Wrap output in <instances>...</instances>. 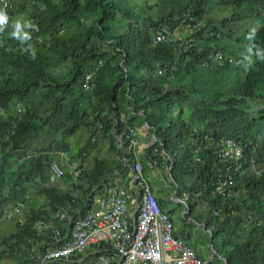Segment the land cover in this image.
Instances as JSON below:
<instances>
[{
    "label": "trees",
    "instance_id": "16d2710c",
    "mask_svg": "<svg viewBox=\"0 0 264 264\" xmlns=\"http://www.w3.org/2000/svg\"><path fill=\"white\" fill-rule=\"evenodd\" d=\"M152 2H9L14 16L0 23V220L9 205L25 207L24 220L15 222L18 233L0 237V259L10 255L16 264L27 263L20 234L33 237L28 223L67 201L87 210L102 183L113 177L126 184L135 157L121 132L143 118L156 141L142 160L153 158L154 148L163 151L177 193L187 192L183 217L190 224L180 237L190 241L191 224L202 223L222 264H264V168L252 169L264 165V137L258 133L264 122V30L236 32L231 25L245 17L261 19L264 0ZM214 5L229 8V16L206 18L205 10ZM201 16L204 22L192 26ZM184 22L192 26L182 39L186 44L152 43L161 28L174 30ZM64 60L70 71L60 77L52 64ZM235 64L244 74L223 93L192 85L194 92L173 82L178 76L192 81L197 73L218 77ZM185 105L188 113L172 114ZM81 128L85 139L61 150L69 152L70 161L78 160L84 183L73 182L65 171L64 187L51 184L50 165L61 161L45 140L73 137ZM34 138L42 144L33 147ZM223 138L242 146L236 163L218 157L216 143ZM101 142L108 143L106 155L92 158ZM89 158L92 165L86 166ZM228 166L232 180L218 190ZM199 200L206 209L197 208Z\"/></svg>",
    "mask_w": 264,
    "mask_h": 264
},
{
    "label": "built area",
    "instance_id": "2783aa9c",
    "mask_svg": "<svg viewBox=\"0 0 264 264\" xmlns=\"http://www.w3.org/2000/svg\"><path fill=\"white\" fill-rule=\"evenodd\" d=\"M0 23L13 18L8 10L10 3L0 0ZM15 18V17H14ZM204 16L194 20L192 26L204 22ZM184 22L174 30L161 28L152 36V43L186 44L179 35V30L192 28ZM174 74L170 76L173 79ZM90 75L85 78V88H89ZM17 109L22 107L17 105ZM124 122V115H120ZM144 127L142 135L149 134V126ZM136 127L124 129L129 139V148L134 150V159L128 166V181L126 184L107 181L102 183L92 198L87 210L79 209L73 203H63L51 210L47 217L38 218L29 224L33 237L20 234L25 243L24 250L33 264H206L195 247L187 240L174 236V222L171 213L162 208L150 183L144 176L143 162L138 158L153 146L156 141L151 135L145 150L137 151L138 141ZM120 138V136H119ZM218 157L230 163H236L241 157L243 148L233 138H223L216 143ZM153 158H147L145 163L156 167L165 158L163 151L154 148ZM28 156V155H27ZM69 152L62 150L60 161L50 165V182L61 181L65 171L71 180L83 184L79 179L81 169L77 160L70 161ZM223 181L217 187L232 180L230 166L223 174ZM167 186V184H164ZM78 189H73L72 195H77ZM24 203L11 204L4 212L2 219L14 213L15 222L24 220ZM13 224V230L4 231L1 237H11L18 233Z\"/></svg>",
    "mask_w": 264,
    "mask_h": 264
},
{
    "label": "rangeland",
    "instance_id": "374dc122",
    "mask_svg": "<svg viewBox=\"0 0 264 264\" xmlns=\"http://www.w3.org/2000/svg\"><path fill=\"white\" fill-rule=\"evenodd\" d=\"M9 2H14L17 0H7ZM20 1V0H18ZM130 2H135L138 5L141 6H146V5H152L153 2L152 0H130ZM206 12V18L208 19H221L224 16H229V8L225 7V6H220V5H214L212 7H209L207 10H205ZM92 16L88 15L87 16V20L91 19ZM119 18L123 20L122 16L119 15ZM121 20V21H122ZM232 28L236 31V32H258V31H263L264 30V16L261 19H252V18H242L240 20H235L234 22H232ZM114 29V33H116V31L120 30V28L118 27V25H115L113 27ZM185 33L190 34L189 33V29H183L181 28L179 30V35L183 36ZM52 68L53 71L58 74L60 77H65L69 71H70V63L68 60H64V61H60V62H55L52 64ZM244 74V69L243 67H240L238 65H232L228 71H226L225 73L223 72L222 74H220L218 77H214V76H210L207 73H197L195 78L192 79V81H188L187 79L183 78L181 76H177L175 78H173V80H175L177 78L176 81H173L174 84H178V83H183L185 86L188 87V89H192V91H196V88H199L203 91H211V92H217L218 93H223V88L228 89L227 87H229V85L232 83L234 84L236 81H238L241 76ZM181 77V78H180ZM182 85V84H181ZM192 85H195L194 88H192ZM194 91V92H195ZM190 106L189 105H185L183 108H178L175 107L173 108L172 114L174 115H180L183 114L185 115L186 113H188ZM182 110V111H181ZM144 119L143 118H139L138 121L136 122L139 127L143 124ZM136 128H138L137 126H135ZM137 133V131H136ZM258 133L259 135H261V137H264V122L261 123L258 126ZM138 135V133H137ZM86 136V131L84 129H79L76 134L73 137H62V138H58L56 140H53L52 142L49 141V139L45 140L44 144L48 143V147L50 152L55 153L57 155L60 156L61 153V149L68 143L70 146H74V145H79ZM151 135H147L144 137H139L138 138V145L141 146L142 148L144 146L147 145L148 141L150 140ZM33 147H37L40 144H42L40 138H34L31 142ZM105 144L108 145V143L106 142ZM104 144V145H105ZM99 148L101 149L100 145ZM108 149V147H107ZM103 150V148H102ZM96 153H100V150H94L93 151V155H97ZM107 153V152H106ZM106 155V154H105ZM140 160H142V158H140ZM78 161V160H77ZM85 165H92V159L89 158ZM166 165V164H165ZM259 168H264V165L261 166H252V169L254 170H258ZM168 179V177H167ZM112 180H114V182H117L119 180H117L116 177H113ZM167 183L169 182L166 181ZM62 183L59 180H55L54 182H51V184L54 185H62L60 184ZM35 190H32L31 193L29 194V200L28 201H32L33 200V196L35 195ZM46 199L43 196L39 197V202L40 203H45ZM168 210L169 211H173V220L175 222L176 225L180 224L182 221V216L180 214V210L177 208H175L174 203H168ZM175 208V210H174ZM197 208L199 210H203L206 209L207 206L206 204L199 200L197 203ZM8 218H4L2 220L3 223L0 226V234L3 233L4 231H6V229L8 230H13L14 226V222H15V217L14 213H10L9 216H7ZM6 219V220H5ZM190 242L193 244V246H195V248L197 249V251L199 252V254L201 256H203L204 261L206 262V264H222L221 259L215 254V252L212 249L211 243H210V239H209V234L206 231H203L202 228L199 226L198 228L195 229V231L193 230L192 233V237L190 239ZM0 264H16V257L10 256V255H4L1 259H0ZM27 264H30L29 262Z\"/></svg>",
    "mask_w": 264,
    "mask_h": 264
},
{
    "label": "crops",
    "instance_id": "0c3cea01",
    "mask_svg": "<svg viewBox=\"0 0 264 264\" xmlns=\"http://www.w3.org/2000/svg\"><path fill=\"white\" fill-rule=\"evenodd\" d=\"M142 125H145V121L143 122ZM142 125L139 127V125L136 124V126L138 127L137 128L138 129V131H137V133H138V135H137V141H139L138 140L139 137H144L142 135V132H143L144 127ZM105 143L106 142L99 143L91 151L90 155H91L92 158L100 159V158H102L106 154V152H107V144H105ZM99 145H100L101 149L99 148ZM102 148H103V150H102ZM145 148H146V146L143 147V151L145 150ZM95 149L96 150L99 149L100 150V153L99 154L96 153L97 155H93V151ZM140 149H142V147L138 145L137 146V151L140 150ZM144 153H145V151H144ZM144 153H142L141 150H140L138 152V154H137L138 155V158L140 159L141 158V155L144 154ZM141 162H143L144 176L146 177V179L150 183L151 188L155 192V194H156V196H157V198H158V200H159L162 208L168 210L169 209L168 208V203H174L175 208L176 209L178 208L180 210L179 212H180V214L182 216L181 223L178 224V225H176L175 222H174V220H173V222H174V231L177 234L178 238H181L180 237L181 231L183 229H185L187 231V224H190L189 223L190 222V218L187 219V216L185 218L183 217V214L186 213V215H187V209H186V205H185V199L187 197V192L183 190L180 194L177 193L176 188H175V185L173 184V182L170 179V173H169L170 167H168L167 164H166V157L164 159H162L156 167H150V166H148L145 163V160L144 161L141 160ZM167 177L169 179V182L168 183L166 182V181H168ZM117 180H118V178H117ZM61 182L62 183H60V184H62V185H59V187H64L66 185V182L64 181V179H62ZM164 184H167V186H165ZM175 208H174V210H175ZM169 212L171 213V215L173 214V211H169ZM172 219H173V215H172ZM3 221L4 220H2V222L0 223V226L2 225ZM191 225L192 226L190 227V229L192 230V232H193V230L195 231V229L198 228L199 226L202 228V230L204 228L203 227L204 225L202 223L193 222ZM185 226H186V228H185ZM181 239L187 240L185 238H181ZM187 241H189V240H187ZM28 262L30 264H33L31 261H28ZM27 263H25V264H27Z\"/></svg>",
    "mask_w": 264,
    "mask_h": 264
},
{
    "label": "water",
    "instance_id": "95a60500",
    "mask_svg": "<svg viewBox=\"0 0 264 264\" xmlns=\"http://www.w3.org/2000/svg\"><path fill=\"white\" fill-rule=\"evenodd\" d=\"M145 124L148 126L147 122H145Z\"/></svg>",
    "mask_w": 264,
    "mask_h": 264
}]
</instances>
